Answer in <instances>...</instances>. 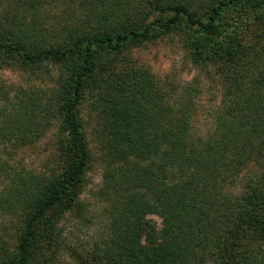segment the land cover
<instances>
[{
	"label": "trees",
	"instance_id": "obj_1",
	"mask_svg": "<svg viewBox=\"0 0 264 264\" xmlns=\"http://www.w3.org/2000/svg\"><path fill=\"white\" fill-rule=\"evenodd\" d=\"M157 29L184 30L196 67H217L206 133L199 78L177 84L135 59ZM0 68L47 82L0 85V264H264V0H0ZM84 107L106 207L80 251L62 224L93 221ZM49 131L41 169L15 162ZM150 214L162 227L143 244Z\"/></svg>",
	"mask_w": 264,
	"mask_h": 264
},
{
	"label": "rangeland",
	"instance_id": "obj_2",
	"mask_svg": "<svg viewBox=\"0 0 264 264\" xmlns=\"http://www.w3.org/2000/svg\"><path fill=\"white\" fill-rule=\"evenodd\" d=\"M157 29L158 37L149 42L143 48L135 50V59L147 66L157 77L163 79L169 76L177 84L191 85L199 78L198 86L202 90L198 95L197 113L194 128L197 133L207 132L213 126V119L221 102L222 86L217 67L211 66L212 72H202L192 62L190 47L185 42L184 30L172 32ZM159 31L161 33H159ZM46 85L47 82L32 79L28 73L10 68H0V85ZM196 84V85H197ZM83 115L86 122V131L92 148L94 161L87 173V182L82 199L88 207L87 216L93 221H83L73 216H68L62 224L65 232L67 246L84 251L92 246L95 240L101 237L104 231L105 202L98 196V191L103 181V154L101 145L96 137L94 121L89 107H84ZM54 132L49 131L45 137L35 144L21 147L14 156L15 162L24 164L27 168L41 169L49 158L55 156ZM149 224L143 234L142 243L147 244L154 233L160 231L162 220L159 216L150 214L146 217ZM67 247V248H68ZM68 251L65 250L63 259H68Z\"/></svg>",
	"mask_w": 264,
	"mask_h": 264
}]
</instances>
